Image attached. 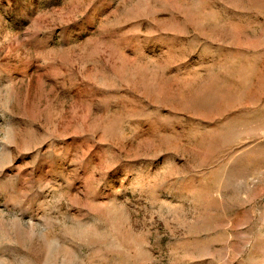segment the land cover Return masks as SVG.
Returning <instances> with one entry per match:
<instances>
[{
  "label": "rangeland",
  "instance_id": "374dc122",
  "mask_svg": "<svg viewBox=\"0 0 264 264\" xmlns=\"http://www.w3.org/2000/svg\"><path fill=\"white\" fill-rule=\"evenodd\" d=\"M0 264H264V0H0Z\"/></svg>",
  "mask_w": 264,
  "mask_h": 264
}]
</instances>
